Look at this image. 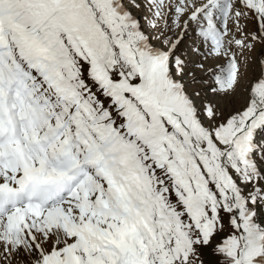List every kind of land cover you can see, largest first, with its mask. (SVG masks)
Returning <instances> with one entry per match:
<instances>
[{"label": "snow or ice", "instance_id": "obj_1", "mask_svg": "<svg viewBox=\"0 0 264 264\" xmlns=\"http://www.w3.org/2000/svg\"><path fill=\"white\" fill-rule=\"evenodd\" d=\"M0 264H264V0H0Z\"/></svg>", "mask_w": 264, "mask_h": 264}, {"label": "rangeland", "instance_id": "obj_2", "mask_svg": "<svg viewBox=\"0 0 264 264\" xmlns=\"http://www.w3.org/2000/svg\"><path fill=\"white\" fill-rule=\"evenodd\" d=\"M133 12H134V14H137V15H139V13H135V9H133ZM141 23H142V24H144V23H145V21L141 20Z\"/></svg>", "mask_w": 264, "mask_h": 264}]
</instances>
